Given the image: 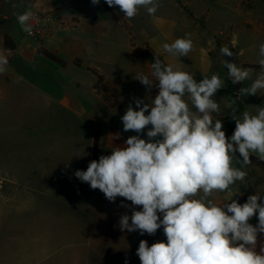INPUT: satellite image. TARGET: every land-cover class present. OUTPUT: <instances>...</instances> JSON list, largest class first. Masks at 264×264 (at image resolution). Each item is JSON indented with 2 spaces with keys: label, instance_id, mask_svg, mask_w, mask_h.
Segmentation results:
<instances>
[{
  "label": "clouds",
  "instance_id": "clouds-1",
  "mask_svg": "<svg viewBox=\"0 0 264 264\" xmlns=\"http://www.w3.org/2000/svg\"><path fill=\"white\" fill-rule=\"evenodd\" d=\"M91 3L98 5L100 0ZM105 3L118 7L127 19L136 17L141 8L155 15L160 6L158 0ZM32 18L31 11L16 14L28 35L34 31ZM192 47L187 36L162 45L165 52L179 57H186ZM220 52L224 57L234 55L228 46ZM258 56L259 73L239 93L256 95L264 89V43ZM8 63V55L0 53V73ZM223 66L233 84L250 79L254 72L225 59ZM151 68L154 80L144 73L134 78L149 91L158 88V94L149 103L133 97L139 110L130 104L121 117L123 130L137 134L114 146L110 155L90 161L86 170H76L75 177L99 189L109 202L117 197L131 202L120 205L131 208V215L125 212L119 217L121 231L143 236L163 228L166 242L149 246L140 240L136 255L141 264H264V242L257 251L258 236L264 234V196L249 195L243 204L232 198L224 204L215 202L216 193L245 181L253 154L264 161V106L240 115L233 110L235 129L229 138L214 116L220 103L213 97L224 87V79L213 74L197 82L194 74L165 64L158 56ZM149 125L147 139L141 138ZM254 216L255 226L250 223Z\"/></svg>",
  "mask_w": 264,
  "mask_h": 264
},
{
  "label": "crops",
  "instance_id": "crops-1",
  "mask_svg": "<svg viewBox=\"0 0 264 264\" xmlns=\"http://www.w3.org/2000/svg\"><path fill=\"white\" fill-rule=\"evenodd\" d=\"M90 1L0 0V53L7 54L9 58L6 71L0 73V183L36 193L83 215L86 229L72 233L71 239L82 241L78 245L83 246L89 255L102 257L93 264H141L136 255L140 240H147L149 246L158 241L166 242L163 228L155 235L143 236L138 231H121L118 226L119 217L125 212L131 215V208L120 205L122 202L130 205L131 202L122 197L109 202L99 189H91L88 183L80 181L74 175L78 169L86 170L89 162L94 160L96 130L99 131L96 160L101 155H110L114 146L122 145L129 136L137 134L123 130L121 117L130 104L135 110H139L133 97L143 99L141 90L131 89L132 93L127 91L126 94L117 88L115 81L109 84L105 74L94 67L97 62L85 58L81 50L75 51L68 59L60 54L62 42L82 48L83 41L93 45L108 37L105 34L101 36L104 32L101 26L103 8L100 6L102 11L86 9ZM170 4L178 11L174 1L171 0ZM26 9H33L47 16L45 38L38 47L32 46L28 40L25 42L24 37L21 44L16 39V14H22ZM140 10L149 15L145 8ZM178 13L181 15V11ZM152 17L146 24L133 22L130 26L150 47L158 49L164 55L166 64L171 63L162 45L181 38L176 32L180 29L184 31V28L170 14L160 15L159 8ZM120 26L125 31L129 46L133 47L134 42H137L135 35L130 34L126 27ZM108 31L110 32L109 28ZM87 32L91 33L88 39L81 38L80 35ZM6 37L13 41L14 50L5 49ZM40 47L57 53L67 66L63 68L39 56L37 49ZM115 61L104 58L101 64ZM144 63L148 64L147 59L139 55L138 70L142 71ZM146 73L151 79H155L152 71ZM81 74L95 78L86 91L79 88ZM199 74H194L196 80ZM98 90L110 96L112 101L119 102L120 107H109ZM148 92L150 102L158 94V88L153 87ZM117 109L120 112L118 114L115 112ZM244 111L255 113L256 109L254 107ZM150 128L151 125L141 134V138L147 139L146 132ZM245 170L248 173L249 167ZM249 184L253 185L247 175L245 181L238 185L242 189L235 191L233 185L230 192L216 193L215 202L227 203L233 199L234 194H243ZM259 188L264 193V186ZM136 210L140 208L137 207ZM257 216L250 220L254 226L258 223ZM260 242H264V234L258 236V252Z\"/></svg>",
  "mask_w": 264,
  "mask_h": 264
},
{
  "label": "rangeland",
  "instance_id": "rangeland-1",
  "mask_svg": "<svg viewBox=\"0 0 264 264\" xmlns=\"http://www.w3.org/2000/svg\"><path fill=\"white\" fill-rule=\"evenodd\" d=\"M172 1L177 4L181 15L171 6V0H158L159 14L167 13L173 16L172 18L175 17L184 28V31L180 29L176 34L190 38L193 47L186 57L173 56L166 52L168 60L171 61L167 63L175 69L192 74L200 73L197 82L202 80L203 76L210 77L213 74L224 79V87L213 97L220 103V112L214 114L215 118L220 119L224 126L234 122L231 116L233 110L240 115L245 109L264 106V89L256 95L239 93L241 88L251 85L260 71L258 51L260 44L264 43V0ZM100 6L102 5H93L90 1L85 8L102 11ZM110 8L120 19L118 22L109 13L102 11L101 26L104 32L101 31V36L105 34L107 38H102V42L93 45L83 41L82 48L62 42L59 47L60 54L68 59L75 51L81 50L85 58L97 62L94 67L105 74L109 84L115 81L117 88L126 94L127 91L132 93L131 89L141 90L145 103H149L150 93L145 89L146 86L134 77L137 73L149 76L146 72L152 71L154 57L158 56L165 63L164 55L159 53L158 49L150 47L131 26L133 22L146 24L153 17L144 14V10H139L136 17L127 19L118 7ZM28 10L33 9H26ZM117 23L125 25L127 30L135 35L137 42H134L133 47L129 46L125 31ZM14 29L17 42L21 44L24 33L17 20ZM90 34L87 32L80 36L88 39ZM27 39L35 47L41 43ZM222 46H228L234 55L224 57L220 52ZM139 55L148 61V64L142 65V71L138 70ZM104 58L116 61L101 64ZM224 59L235 62L238 66L253 68L250 79L233 84L227 79L228 69L223 66ZM79 76V88L82 91L90 89L95 78L88 74ZM118 111L115 110L116 114L120 113ZM248 177L253 185L249 184L243 198L256 193L263 195L259 187L264 186V169L251 166ZM239 184L242 182L238 181L234 185L235 191L242 189ZM82 216L56 201L14 185L0 183V264H93L95 260L102 259L89 255L83 246L78 245L82 241L71 239L72 233L86 229L87 225Z\"/></svg>",
  "mask_w": 264,
  "mask_h": 264
},
{
  "label": "trees",
  "instance_id": "trees-1",
  "mask_svg": "<svg viewBox=\"0 0 264 264\" xmlns=\"http://www.w3.org/2000/svg\"><path fill=\"white\" fill-rule=\"evenodd\" d=\"M104 11H106L107 13H109L116 21L119 22V19L118 16L115 14V12L107 5V4H104L102 1H100ZM123 27H126L125 25L121 24ZM129 31V30H128ZM130 33V31H129ZM131 34V33H130ZM4 46H5V49L7 50H14L15 49V46H14V43L13 41L9 38V37H6L5 40H4ZM23 53L24 54H27V51L26 50H23ZM37 53L39 56L53 62V63H56L58 65H60L61 67L65 68L67 66V63L62 60L57 53L55 52H50L42 47L38 48L37 49ZM147 56V55H146ZM153 61V60H152ZM100 80H102V77H99ZM98 94L101 96L102 100L108 104L109 107L111 108H119L120 107V104L119 102H117L116 100H113L110 98V96H108L107 94L105 93H102L100 90H98ZM234 129H235V121L234 122H231V123H227L223 126V130L225 131L226 133V136L227 137H231V135L233 134L234 132ZM98 149H99V131L96 130L95 132V137H94V144H93V159L96 160L97 159V154H98ZM238 155V153H237ZM252 163L248 166H257V167H260L262 169H264V161L258 159L256 156H251L250 157ZM247 195L244 199V201L247 200Z\"/></svg>",
  "mask_w": 264,
  "mask_h": 264
},
{
  "label": "built area",
  "instance_id": "built-area-1",
  "mask_svg": "<svg viewBox=\"0 0 264 264\" xmlns=\"http://www.w3.org/2000/svg\"><path fill=\"white\" fill-rule=\"evenodd\" d=\"M28 11H31L33 13V18L30 22L34 25V31L32 35H28L23 32L24 38L26 40H28L27 38H29L33 41L40 42L45 38V25L47 21V16L35 10H28ZM233 199L237 200L241 204L245 202L243 198V194L239 192L236 195L234 194Z\"/></svg>",
  "mask_w": 264,
  "mask_h": 264
},
{
  "label": "water",
  "instance_id": "water-1",
  "mask_svg": "<svg viewBox=\"0 0 264 264\" xmlns=\"http://www.w3.org/2000/svg\"><path fill=\"white\" fill-rule=\"evenodd\" d=\"M25 42H26V39H25Z\"/></svg>",
  "mask_w": 264,
  "mask_h": 264
}]
</instances>
